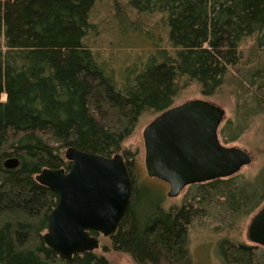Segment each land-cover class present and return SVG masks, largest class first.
<instances>
[{
  "label": "trees",
  "instance_id": "obj_1",
  "mask_svg": "<svg viewBox=\"0 0 264 264\" xmlns=\"http://www.w3.org/2000/svg\"><path fill=\"white\" fill-rule=\"evenodd\" d=\"M103 1L0 0V264H110L94 251L66 259L44 243L58 197L35 176L67 170V148L121 154L131 174L124 140L144 112L174 106L191 84L210 97L229 79L248 81L249 105L264 111V0H107V31L147 51L122 67L116 64L125 55L95 43L93 18ZM246 47L254 57L247 63L259 69H240ZM244 128L242 121L225 123L223 142ZM8 158L18 166L6 169ZM262 175L237 187L233 176L197 184L198 207L152 211L131 174L130 204L110 236L112 248L136 264H194L193 221L211 208L231 219L253 213L264 199ZM217 248L222 264H264L256 247L224 239Z\"/></svg>",
  "mask_w": 264,
  "mask_h": 264
},
{
  "label": "water",
  "instance_id": "obj_2",
  "mask_svg": "<svg viewBox=\"0 0 264 264\" xmlns=\"http://www.w3.org/2000/svg\"><path fill=\"white\" fill-rule=\"evenodd\" d=\"M224 116L222 107L194 99L164 110L144 128L146 173L168 184V197L190 185L232 177L252 162L249 152L220 142ZM64 157L70 162L67 170L44 168L35 180L58 197L47 216L44 243L70 259L99 249V237L115 233L130 204L132 179L118 153L106 157L69 147ZM18 163L8 158L4 167ZM247 238L264 248V204L251 219Z\"/></svg>",
  "mask_w": 264,
  "mask_h": 264
},
{
  "label": "rangeland",
  "instance_id": "obj_3",
  "mask_svg": "<svg viewBox=\"0 0 264 264\" xmlns=\"http://www.w3.org/2000/svg\"><path fill=\"white\" fill-rule=\"evenodd\" d=\"M103 2V4L100 3L97 7L93 18L97 30V41L95 43L96 46L108 50L105 51L106 54L116 51L120 55L119 58H121V55L122 57L125 55V58H122L125 60V63L120 59L116 64L117 67H122L126 63H129L126 61L136 60L139 53L144 54L147 51L144 49L145 47L142 48V45L139 47L140 50H138V46L136 47L133 44L131 38V43L127 42L129 38L118 41L117 35L114 32L111 33L112 30L107 31L105 21L110 17L109 10L110 7L112 8V4L107 0ZM124 44L127 47V51L118 52V50L124 48ZM248 50L249 48L247 47L244 49L245 52L240 69H259V67H254L255 65L252 62L247 63L252 58L254 59V57L249 58ZM248 84V81L246 83L243 82L242 85L234 84L233 79H229L220 91L210 97L202 96L198 87L191 84L178 94L174 103L175 105H179L189 100L205 99L222 107L225 111V116L220 129L229 121H242L245 128L235 141L225 144L220 134V129L218 132L222 144L241 148L252 155V162L233 175V177H237L233 179L235 187L243 185L244 180L249 183L253 178L262 177V172L264 171V111H261L260 108L255 107L253 104L249 105V102H251L249 98L251 86ZM4 98L5 96H3ZM155 117L156 114L154 112H144L122 144L123 150L130 153L128 161H131L132 179L134 185L140 190L142 204L145 208L150 205L148 209L152 211L157 207L169 210L173 207L179 208L191 203L195 207H198V204L194 203L193 197H198L201 192L199 190L202 189L198 188L197 184L187 186L177 197L171 198L167 196L168 184L158 178L149 177L146 173L142 132ZM240 182L242 183L240 184ZM263 204L264 199L253 213H242L241 215L234 216L232 219L224 214H220L216 208L206 210V214L203 215L202 219L200 217L195 219L188 229V245L193 263L222 264L217 246L224 239L234 243L253 246L247 238V229L252 217ZM99 240L100 248L95 250L94 253L104 256L110 264H136L129 254L113 250L110 237L100 236ZM104 247H107V251L103 250ZM255 251L257 254H260L264 251V248L258 246L255 248Z\"/></svg>",
  "mask_w": 264,
  "mask_h": 264
},
{
  "label": "flooded vegetation",
  "instance_id": "obj_4",
  "mask_svg": "<svg viewBox=\"0 0 264 264\" xmlns=\"http://www.w3.org/2000/svg\"><path fill=\"white\" fill-rule=\"evenodd\" d=\"M222 124H223V121H222V123H221V125H220V128H221V126H222ZM219 128V129H220ZM245 167V166H244ZM262 207V206H261ZM260 209V208H259ZM253 245V247H258L257 245H254V244H252Z\"/></svg>",
  "mask_w": 264,
  "mask_h": 264
}]
</instances>
